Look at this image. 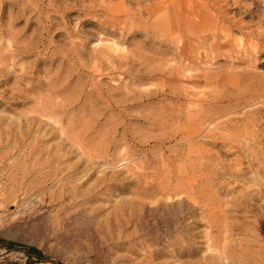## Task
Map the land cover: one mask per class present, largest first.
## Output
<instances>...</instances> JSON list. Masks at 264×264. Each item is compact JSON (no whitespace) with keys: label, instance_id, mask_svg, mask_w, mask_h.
<instances>
[{"label":"rangeland","instance_id":"obj_1","mask_svg":"<svg viewBox=\"0 0 264 264\" xmlns=\"http://www.w3.org/2000/svg\"><path fill=\"white\" fill-rule=\"evenodd\" d=\"M15 1L0 0V264H264V0H206L220 47L212 51L210 31L199 29V68L185 65L189 78L171 68L181 60H171L170 27L139 18L138 0H21L2 10ZM33 15L40 25L28 27ZM113 15L137 31L115 38L129 69L92 59L111 35L79 24ZM34 29L43 45L18 52ZM246 45L252 55L229 54ZM94 62L100 73L88 69ZM94 80L105 96L106 88L155 94L87 105ZM190 125L199 134L180 139ZM137 182L148 186L142 197ZM173 190L195 198L185 199L184 221L162 211Z\"/></svg>","mask_w":264,"mask_h":264},{"label":"bare ground","instance_id":"obj_2","mask_svg":"<svg viewBox=\"0 0 264 264\" xmlns=\"http://www.w3.org/2000/svg\"><path fill=\"white\" fill-rule=\"evenodd\" d=\"M148 0H138L137 2V16L141 18L143 15H146L149 25L152 27L154 24L161 23L160 20H162V23H167V27H170V32L168 33L167 38H165V41H168L167 43L169 45H172L173 47V53L171 56V60H175V58L180 59L181 61L171 68H173L174 72L181 73V76H185L186 78H189L191 75H186L190 69L187 67H184L185 65L188 64H193V66H197L199 68V29H202L203 26L207 28V30L210 31V35L208 36L211 38L213 41L210 43L209 48L212 51H218L220 45L217 44L216 40L218 39L217 36V28H219L217 25H215V19L216 16L213 14L208 8H207V3L206 0H153V2H148ZM22 1L21 0H16L13 3H8V2H3L1 5L2 10H4L6 7L9 9H12L15 5H19ZM35 10L37 11L38 9H35V6L33 8L29 7H24L21 9H18L16 12L17 17H24L26 12ZM79 12V9H74L71 10L70 12H64L65 15L72 13V12ZM38 17L36 16H31L28 18H25V24L29 27L32 23L35 22L36 27L40 25L37 24V19ZM85 23H90L94 26H97L99 29H104L106 33L111 35V41H105L106 43L100 44V47L95 48L94 51L96 54L91 55L93 56L92 59L101 62L104 60L105 62H108V67L111 70H115L116 67L119 66H124V65H130L132 61L130 60H125L124 59V51L123 49L119 48L118 43L116 42L115 38L119 40V37H126L130 35H135L137 33L136 30L133 29V25L123 23L121 20L118 18L117 15L111 16V20H105V21H93L88 18H82L79 21V24H85ZM142 28L143 30L145 29V25H140V26H135V28ZM46 29L49 28V25L45 26ZM205 28V31H206ZM152 29V28H151ZM221 30H224L222 27H220ZM79 30H77L78 32ZM150 30H145V35L149 40H152V38L149 37ZM56 35H61L63 36L64 33L57 31L55 33ZM188 34L196 35V37H191L188 38V42H185L184 39L187 37ZM29 43L25 45H19L17 47L18 52L21 51H31L35 48H38L39 45H43L42 39L39 38L37 29L32 30L31 32V37ZM223 46H229L231 47V41L229 38L225 37ZM85 41H81L80 45L82 47L85 46ZM254 50L253 46L246 45L243 49V52L232 49L231 52L229 53L232 55L234 58H238L239 54L244 55L245 57L252 55V52ZM66 52L68 55L73 54V58L76 60L78 67H87V61L81 62L82 60V55L81 50H77L72 47H68L66 49ZM99 62H94L91 66L88 67V69L91 70L93 73H100L102 70V65L99 64ZM104 62V63H105ZM43 61L39 60L37 61V65L42 64ZM143 63H141L139 66H142ZM132 65L128 66L127 69L131 68ZM183 67V68H182ZM183 69L180 71V69ZM146 73L150 74L153 71L149 68L145 69ZM173 72V74H174ZM175 76V75H174ZM198 77V76H196ZM60 78V77H59ZM58 78V79H59ZM130 78L133 82L140 81L142 79V76L139 74H130ZM236 78V76H235ZM81 81V78L79 76H76V82L79 83ZM70 84V82L68 83ZM108 94L105 96L103 89L101 86L98 84L97 80H94L93 82L90 83V88L85 92L84 95V102L85 104L89 105L90 103L93 104H100L105 102L108 104V106H117L118 103H125L129 100H134L137 99L138 97H151L154 92L148 91H132V92H124L121 94H111L109 93L110 90L106 88L105 90ZM175 93V91H173ZM103 95L105 96L103 98ZM118 96V97H117ZM117 97V98H115ZM104 99V100H102ZM133 106H140L139 104L132 103L128 105L127 107H133ZM197 113V111L195 112ZM255 120V119H253ZM98 122H100L97 119ZM149 121V120H148ZM191 121H189L190 123ZM111 123V121H110ZM112 124V123H111ZM149 125H157V121L151 119L150 122H147ZM116 127V125H115ZM181 130V131H180ZM210 129H207V132H209ZM177 131H180V134H184L182 129L178 128ZM186 134L187 136H181L180 139H186V138H191V135H197L199 134V127L197 125H190L186 129ZM147 138L145 136H142L141 138L138 139L139 144L142 142H145ZM163 142V140L159 141ZM139 144H136V147H139ZM156 144V143H155ZM253 148L254 147H250ZM128 156L125 154L122 160H127ZM124 163V162H123ZM138 167V166H137ZM98 170V168H97ZM264 168L261 166L259 167V170L257 173L263 172ZM98 172L104 174L103 171ZM103 178H101L102 180ZM138 186H141V192L138 193L137 195L139 197H142L143 195L147 194L148 186L145 184H141L140 182L136 183ZM264 194V190L262 191ZM177 191L173 190L171 193L167 192V202H165L164 207H162V211L164 215L169 214L171 210L173 211V214L176 213V215H179L178 220L179 221H184L186 219V215L190 214V209L192 208V205L189 203H185V199L191 200L193 203H195V198L191 194V192L184 191L182 196L178 195ZM182 194V193H181ZM189 204V206H188ZM182 209V210H181ZM258 263V262H257ZM261 264V263H258Z\"/></svg>","mask_w":264,"mask_h":264},{"label":"trees","instance_id":"obj_3","mask_svg":"<svg viewBox=\"0 0 264 264\" xmlns=\"http://www.w3.org/2000/svg\"><path fill=\"white\" fill-rule=\"evenodd\" d=\"M26 252L28 255H34L37 256L38 258H42L41 257V252L35 248V247H26ZM5 264H35V263H30V262H25V263H20V262H6Z\"/></svg>","mask_w":264,"mask_h":264}]
</instances>
